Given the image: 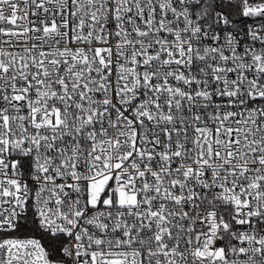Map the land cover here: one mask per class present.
Returning a JSON list of instances; mask_svg holds the SVG:
<instances>
[{"label":"snow or ice","instance_id":"obj_1","mask_svg":"<svg viewBox=\"0 0 264 264\" xmlns=\"http://www.w3.org/2000/svg\"><path fill=\"white\" fill-rule=\"evenodd\" d=\"M0 264H264V0H0Z\"/></svg>","mask_w":264,"mask_h":264}]
</instances>
